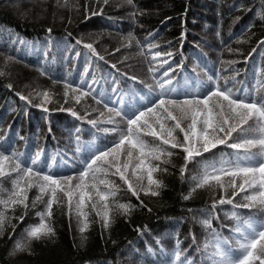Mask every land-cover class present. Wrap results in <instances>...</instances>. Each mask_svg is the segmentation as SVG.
Listing matches in <instances>:
<instances>
[{
	"label": "trees",
	"instance_id": "16d2710c",
	"mask_svg": "<svg viewBox=\"0 0 264 264\" xmlns=\"http://www.w3.org/2000/svg\"><path fill=\"white\" fill-rule=\"evenodd\" d=\"M84 2L85 0H0V27L18 34L21 40L43 43L44 29H53V44L49 47L46 58L42 55V49L34 46L25 51L23 44L20 45L22 51L18 54L14 49L8 53L16 56L14 61L5 64L0 57V73H3L0 74V136L8 130V140L14 150L26 154L22 159H27L38 149L43 150L41 159L44 160L47 155L46 163L53 165L51 169H47L50 174L67 175L74 159L78 161L87 158L89 154H84L82 145L76 142L77 135L82 143L97 144L96 148L104 146L105 137L103 134L93 136L86 120L81 122L64 111L44 114L36 107H28L25 114L22 111L25 102L14 93L19 91L36 104L43 100L42 93L48 92V109L72 107L78 116H83L87 111L86 119H96L102 126H110L107 110L97 103L99 96L96 95L101 89L105 91L106 98L110 95L109 66L116 64L121 72L127 71V75H136L138 80L146 83H151V74L148 72L150 66L161 72L166 70L159 68L158 61L153 60L151 50L145 44L149 33H158L150 43L163 55L169 51L166 47L168 41L172 42L171 51L175 52L180 48L178 37L183 25V30H186L182 48L185 77L191 90H196L201 81H206L208 75L217 72L221 78H231L234 69L237 71L236 88L248 87L257 96L264 93V83H258L262 77L257 71L264 69V49L253 53L247 63L243 61V57L256 46L257 39L264 35V18L260 15L261 0H133L136 8L121 3V0H110L111 6L106 5L102 14L86 21L83 19ZM88 2L91 5L92 0ZM240 4L244 8H240ZM133 13L136 16L135 23L131 20ZM165 17L171 19L165 21ZM69 18L71 23L68 22ZM249 24L252 28L245 31ZM65 29L71 36L65 35ZM129 33L134 39H126ZM65 40L68 44L80 40L81 46L77 50L81 54L75 56V51L67 52ZM9 43L7 34L0 32V52H5ZM84 43H92L107 63L93 59L90 64H86L88 57L82 47ZM142 44L145 46L141 47ZM172 59L179 63V56L174 55ZM148 61H152L150 66ZM168 62L171 63V60ZM86 67L87 72L84 71ZM42 68L47 71L46 75L41 74ZM93 74L97 81L92 87L93 94L81 96L78 102L73 100L69 104L64 97L65 85L82 87L87 92ZM81 75L84 76L83 80L80 79ZM9 83L13 85V89L6 87ZM93 95H96V99H93ZM69 99H72L71 91ZM113 106L109 104L110 108ZM49 127L51 134L48 132ZM17 131L19 136L25 138L23 141L17 138ZM107 139L112 137L108 136ZM146 140L152 143L151 137H146ZM165 147L173 152L168 157L169 163L165 164L163 157L161 161H152L153 164L168 169L166 173H154V178L162 180L164 186L158 190L157 196L146 195L144 192L140 196L152 208L151 213L139 207L137 199L119 177L110 173L101 175L100 179L120 185L115 197H109L110 223L106 229L101 227L95 210L88 206L85 211L88 212L89 225L80 233L74 215L65 214L64 207L54 204L50 222L55 229V236L33 240L30 242V251L18 252L9 258L8 251L13 246V240L29 226L39 222L35 213L42 210L43 205L37 202L23 221L15 219L21 214V207L0 206V210L15 225L13 231L6 224L5 233L0 235V264H152L153 260H160L166 255L175 259L177 247L181 249L182 255L193 253V248L189 247L193 243V237L201 251H204L205 244H210L211 231L202 223L205 219L211 221V227L222 238L232 241L235 246L238 238L229 231L236 224L232 206L218 205L214 214L209 215L213 192L207 186L196 189L189 200L181 199V194L186 195L192 187L191 176L201 173L204 162L219 160L221 153L206 155L205 161L201 163H190L188 167L191 176L186 171L185 180H181L177 171L182 163L181 152L170 146ZM222 152L225 158H231L229 149L222 148ZM73 167L79 170L78 163ZM12 179L14 174L0 177V199L11 194ZM131 179L135 184V177ZM222 180L227 185L228 177L223 176ZM142 183L147 187L146 175ZM221 191L227 198L230 190L219 189L215 193L217 198ZM35 195V188L28 191L29 205ZM233 200L239 203L235 197ZM118 204L135 207L124 213L116 207ZM236 211L242 218L251 214L248 210ZM256 217L264 219L259 213H256ZM137 225H147L150 231L141 236L134 230ZM10 231L11 238L7 235ZM177 239L180 241L179 245L176 244ZM184 249H187V253L183 252ZM198 258L207 259V253Z\"/></svg>",
	"mask_w": 264,
	"mask_h": 264
},
{
	"label": "snow or ice",
	"instance_id": "6c2138e0",
	"mask_svg": "<svg viewBox=\"0 0 264 264\" xmlns=\"http://www.w3.org/2000/svg\"><path fill=\"white\" fill-rule=\"evenodd\" d=\"M121 3L136 8L133 0H121ZM106 5L111 6L110 0H92L91 5L85 0L83 19L86 21L92 16L102 14ZM239 7L244 8V5L240 4ZM260 15L264 18V0H261ZM170 19L165 17V21ZM131 20L133 23L136 22L135 13L131 14ZM68 22H72L71 18ZM251 28L252 25L249 24L245 31ZM0 32L6 33L10 41L5 52H0L5 64L16 59L15 55L8 53L14 49L18 54L22 51L21 44L25 46L23 49L25 51L34 46L42 49L45 58L49 47L53 44L51 27L44 29L43 43L21 40L18 34L3 27H0ZM65 35L71 36V33L65 29ZM157 35L158 33H149L145 44L151 50L153 60L158 61L159 68L166 70L161 72L151 67L152 61H148L151 83L138 80L136 75L129 76L127 71L121 72L116 64L109 66L110 95L106 98L102 89L96 95L99 96L97 103L107 110L110 126H102L96 119H86L87 111L83 116H78L77 111L72 107L48 109L46 107L49 100L48 92L42 93L43 100L36 104H33L29 96L22 95L19 91L14 93L25 102V107L22 109L25 114L28 107H36L44 114L50 111H64L81 122L86 120L87 125L91 126L93 136L103 134L105 142L102 148H96L97 144L82 143L77 135V144L82 145L84 154L89 155L78 161L73 160V166L78 163L79 170L69 166V174L62 175L50 174L47 171L53 165L46 163L47 155L44 156V160L41 159L43 150L38 149L27 159H22L26 154L14 150L8 140V130L0 136V177L14 174L11 194L5 199H0V206L21 207V214L15 219L23 221L25 215L36 207L37 202L43 205L42 210L35 213L39 217V222L29 226L24 233L13 240V246L8 251L9 258L18 252L30 251V242L33 240L50 239L55 236V229L50 222L54 204L64 207L65 214L74 215L80 233H83L89 225L88 212L85 211L88 206L95 210L101 227L106 229L110 223L109 197H115L120 185L113 184L107 179H100L101 175L106 176L110 173L119 177L131 195L137 199L139 207L151 213L152 208L140 198L141 192L153 197L159 194L158 190L164 185L162 180L154 178V173L158 171L166 173L168 169L161 168L152 161H161L163 157V162L169 163L168 157L172 156L173 152L165 146H170L173 150H180L182 155V163L177 169L181 180H185L186 171L191 176L188 167L190 163H201L205 161L206 155L215 156V153H221L219 160L204 162L201 173L191 176L192 187L186 195L181 194V199L187 201L196 189L207 186L213 192L211 211L208 214L213 215L218 205L232 206V216L236 224L229 231L238 239L234 246L232 241L222 238L216 229L211 227L210 220L205 219L202 223L211 231V242L204 245V251L196 245V239L193 237V243L189 246L193 248L192 254L182 255L181 249L177 247L174 252L175 259H172L171 255H166L160 260H153L152 264H264V219L256 217V213L264 216V93L257 96L248 87L236 88L237 71L234 69L231 78H221L217 72L208 75L207 80L201 81L196 90H191L185 77V57L182 48L186 40V30H183V25L178 37L180 48L175 52L171 51V41L166 43L169 51L163 55L161 51L155 49L150 41ZM126 39L132 40L134 37L129 33ZM80 46V40H76L74 44L64 41L66 51H75V56L81 54L77 50ZM82 47L88 57L86 64H90L93 59L107 63L104 56L97 53L92 43H84ZM258 49H264V35L257 39L256 46L243 57V61L247 63ZM114 51L119 50L114 49ZM174 55L179 56V63L172 59ZM65 58L67 59V56ZM169 60L171 63L168 62ZM84 71L87 72L88 68L86 67ZM257 71L262 77L258 83H264V69ZM41 74L46 75L47 71L42 68ZM193 78H195L194 73ZM80 79L83 80L84 76L81 75ZM95 83L97 81L93 74L87 92L82 87L73 88L71 84H66L64 97L69 104L73 100L78 102L81 96L93 94L92 87ZM6 87L13 89L11 83ZM69 91L72 93V99H69ZM96 95H93V99H96ZM109 104L114 106L110 108ZM48 132L51 134V127ZM16 136L19 140L25 139L19 136L18 131ZM108 136L112 139H107ZM146 137H151L152 143H148ZM222 148L230 150V159L225 158ZM145 175L147 187L142 183ZM223 176L228 177L227 185L222 180ZM131 177H135V184ZM32 188L37 190V195L29 205L28 191ZM218 189L230 190L227 198L223 191L217 198L215 193ZM234 197L239 203L234 202ZM116 207L128 213L129 209L135 206L118 204ZM236 210H248L251 214L242 218ZM6 224L10 225L13 231L15 230V225L6 217L5 212L0 210V235L5 233ZM134 230L141 236L150 231L147 225H137ZM7 235L11 238L12 232H8ZM176 244H180L179 239L176 240ZM148 251L151 252V249ZM183 252L187 253V249ZM206 253L207 259L198 258Z\"/></svg>",
	"mask_w": 264,
	"mask_h": 264
},
{
	"label": "rangeland",
	"instance_id": "374dc122",
	"mask_svg": "<svg viewBox=\"0 0 264 264\" xmlns=\"http://www.w3.org/2000/svg\"><path fill=\"white\" fill-rule=\"evenodd\" d=\"M156 3H159V2H156Z\"/></svg>",
	"mask_w": 264,
	"mask_h": 264
}]
</instances>
